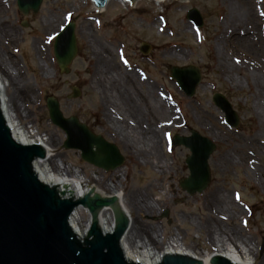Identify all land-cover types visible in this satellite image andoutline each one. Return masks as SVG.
I'll return each instance as SVG.
<instances>
[{
  "label": "rangeland",
  "instance_id": "obj_1",
  "mask_svg": "<svg viewBox=\"0 0 264 264\" xmlns=\"http://www.w3.org/2000/svg\"><path fill=\"white\" fill-rule=\"evenodd\" d=\"M119 1L97 11L90 0H42L37 13L24 16L15 0H1L0 60L20 81L7 89V95L20 103L21 126L34 136L53 139L52 158L73 182L84 180L85 186L105 194L109 185L125 195L139 191L149 210L135 208L131 215L155 249L178 240L197 252H213L226 240L223 235H229L237 239V246L241 242L252 246L254 264H259L264 255V77L260 62L242 42L245 31L230 22V1L137 0L133 5ZM256 4L264 22V0ZM191 8L202 16L197 28L186 15ZM46 18L58 20L52 30L44 26ZM68 21L75 22L77 53L68 73H62L52 45ZM87 38L109 49L114 74H130L137 84L133 97L119 88L118 100L108 104L109 118L128 126L123 133L107 124L99 94L92 89L95 60ZM142 42L149 45L147 54L139 50ZM39 44L47 61L45 71L38 67ZM188 64L202 71L201 82L189 97L168 71V66ZM73 86L79 90L76 97ZM22 87L29 90L28 97ZM213 91L223 93L239 113L237 127L226 125L224 114L211 101ZM49 96L58 101L64 117L75 116L93 133L115 143L124 157L122 166L106 171L84 161L79 150L64 148V131L49 119ZM156 99L162 100L161 106L154 105ZM153 113L156 118L150 117ZM147 122L156 124L157 133L145 141L133 130H147ZM190 129L216 144L209 158L210 184L193 195L179 186L189 174L185 157L190 151L173 146L171 138L189 135ZM215 194L226 208L222 213L214 211ZM81 216L88 219L86 209Z\"/></svg>",
  "mask_w": 264,
  "mask_h": 264
},
{
  "label": "water",
  "instance_id": "obj_2",
  "mask_svg": "<svg viewBox=\"0 0 264 264\" xmlns=\"http://www.w3.org/2000/svg\"><path fill=\"white\" fill-rule=\"evenodd\" d=\"M91 1L96 8H103L110 0ZM128 1L133 4L137 0ZM41 2L16 0V5L23 15H28L35 14ZM186 15L194 25H201L197 9H189ZM74 31L75 23L68 22L53 44L55 61L64 73H68V65L77 52ZM148 49V44L142 42L139 50L148 53ZM169 71L183 93L188 97L194 95L200 83L199 68L169 66ZM72 90V97H76L79 90L76 87ZM212 102L225 114L228 125H239V115L223 93L214 92ZM46 106L50 121L66 135L65 148L79 150L83 160L104 170L123 164V156L114 143L91 132L75 116L64 117L55 98L48 97ZM15 138L6 93L0 85V264H142L130 259L123 241L129 237L128 229H134V216L124 214L115 196H102L94 187L79 196L78 192L65 193L66 187L45 183L40 179L38 158L52 160L51 151ZM173 145L190 150L185 158L189 175L179 181L180 188L189 195L201 193L210 183L208 158L216 149L214 142L191 129L189 136L174 135ZM78 206L86 208L90 215L83 235L76 228ZM104 207L111 208L114 218L115 226L110 232L103 225ZM208 261L236 264L219 253L212 254ZM152 264H204V261L188 254L165 252Z\"/></svg>",
  "mask_w": 264,
  "mask_h": 264
},
{
  "label": "bare ground",
  "instance_id": "obj_3",
  "mask_svg": "<svg viewBox=\"0 0 264 264\" xmlns=\"http://www.w3.org/2000/svg\"><path fill=\"white\" fill-rule=\"evenodd\" d=\"M115 1V0H110ZM230 1V9H229V19L232 24L235 25L237 29H243L245 31V37L243 39V43L248 48V52L251 56H255L257 62L261 65L262 78L264 77V22L261 17L258 16V11L256 10V0H229ZM121 4H126L125 0L119 1ZM0 4L1 0H0ZM104 8L98 9L97 11H103ZM58 20L55 18H46L44 22V26L46 29L52 30ZM9 37L13 35L11 31L5 32ZM87 42L90 46V54L91 57L95 60L94 64V74L91 78L92 89H94L100 97L101 103L104 107V117L106 119L107 124L112 126L115 130L116 127L119 129L120 133H123L128 126L122 122H119L117 119L109 118V108L108 104H114V101L118 100L117 93L120 91L119 88H124L123 92L129 96V98L133 97V92L135 91V86L137 84L134 83L133 78L130 74L127 73H119V76L114 74V63L111 61V52L109 49L105 48L102 44L97 43L94 40H89L87 38ZM42 44H39L35 49L37 52L38 59V67L45 71L47 68V61L44 57V53L42 51ZM0 60V85L3 87L6 93L15 133L16 140L21 143H37L42 145L45 149H50V143L53 139H49L45 135H37L34 136L33 133L25 130L23 126H21L19 121V116L21 113L20 103L19 101L13 99V96L7 95V89L14 84V87L20 83L17 77H12V72L10 71V67L7 63L3 64ZM23 92H26V97L29 96V90L26 91L25 87L21 89ZM132 95V96H131ZM25 97V96H24ZM23 97V98H24ZM162 102L161 99H156L154 105H160ZM121 103V102H120ZM134 103V100L133 102ZM161 106V105H160ZM136 110L135 113H137ZM150 117H154V113L150 115ZM119 122V123H118ZM165 122V120H164ZM148 123V122H147ZM147 130L134 128V132L138 133L139 136L142 137L146 141V139H154L156 138V124L148 123L146 127ZM133 129V128H130ZM128 132H131L128 130ZM124 135V134H123ZM50 142V143H49ZM151 148V147H150ZM47 160L38 158V166H39V174L40 179L45 183L58 185L62 187H66L64 192H78L79 196H83L88 192L89 187L84 185V180H75L73 182L70 180L66 174L63 173L64 167L59 168L58 164L54 162V159ZM102 196H115L117 201L120 203V207L122 211L126 214L131 215V211L135 208L139 211H148V207L143 203L144 196L139 191H130L128 194V199L125 201L126 195L119 189H116L115 185H109L108 193L96 189ZM219 195L215 194V197L212 198V204L215 205V212H223L224 203H222L219 199ZM84 207H77V220H76V228L80 235L85 233V230L90 222V217L88 215V219L86 221L82 220L81 210H84ZM213 211V210H212ZM98 219H101L100 214H98ZM103 225L107 226V230L113 231L114 229V220L110 207L103 208ZM207 227V224H205ZM129 237L123 238L125 242L127 253H129L130 259L134 261H140L142 264H152L157 262L163 253L169 252H177L181 254H188L193 256L194 258H198L204 261V264L209 263V257L212 254H221L226 257L228 260L236 264H254L255 260L253 259L254 249L249 244H245L241 242L238 246L236 245L237 239L233 238L229 235H223V238H226L224 242H220L217 246H215V250L213 252H197L196 250H192L183 246V243L178 240H172L171 242L165 243L160 249H155L153 246V241L148 239L149 235H146V231L137 224L135 221L134 229H128ZM261 261L259 264H264V255L261 257Z\"/></svg>",
  "mask_w": 264,
  "mask_h": 264
}]
</instances>
